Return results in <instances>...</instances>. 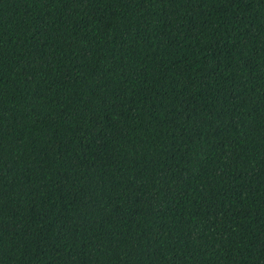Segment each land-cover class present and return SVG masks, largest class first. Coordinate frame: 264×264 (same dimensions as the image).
I'll return each mask as SVG.
<instances>
[{
	"label": "trees",
	"instance_id": "16d2710c",
	"mask_svg": "<svg viewBox=\"0 0 264 264\" xmlns=\"http://www.w3.org/2000/svg\"><path fill=\"white\" fill-rule=\"evenodd\" d=\"M0 264H264V0H0Z\"/></svg>",
	"mask_w": 264,
	"mask_h": 264
}]
</instances>
